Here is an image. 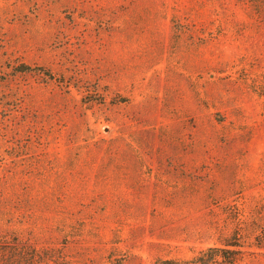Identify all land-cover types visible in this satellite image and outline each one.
<instances>
[{"label": "rangeland", "instance_id": "374dc122", "mask_svg": "<svg viewBox=\"0 0 264 264\" xmlns=\"http://www.w3.org/2000/svg\"><path fill=\"white\" fill-rule=\"evenodd\" d=\"M226 244L264 264V0H0V247L192 264Z\"/></svg>", "mask_w": 264, "mask_h": 264}, {"label": "trees", "instance_id": "16d2710c", "mask_svg": "<svg viewBox=\"0 0 264 264\" xmlns=\"http://www.w3.org/2000/svg\"><path fill=\"white\" fill-rule=\"evenodd\" d=\"M14 72H26L31 70V67L24 63H19L14 67ZM238 245L235 244H226L224 248L218 247H209L204 251L198 253L191 258L190 263L192 264H237V256L239 251L237 249ZM9 248L0 247V253L6 252L9 257L5 263L0 264H30V261L33 260V256L25 252L13 253L16 248H13V251ZM158 264H185V262H178L171 259H164L159 261Z\"/></svg>", "mask_w": 264, "mask_h": 264}]
</instances>
